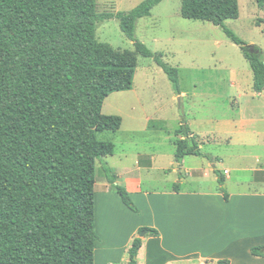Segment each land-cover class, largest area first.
I'll list each match as a JSON object with an SVG mask.
<instances>
[{
	"label": "trees",
	"instance_id": "trees-1",
	"mask_svg": "<svg viewBox=\"0 0 264 264\" xmlns=\"http://www.w3.org/2000/svg\"><path fill=\"white\" fill-rule=\"evenodd\" d=\"M164 0H145L130 12L100 14L97 0H0V264H95L98 163L124 204L140 211L104 162L115 154L105 132H119L120 116H106L109 95L133 90L139 56L164 71L177 96L178 69L135 37L138 22ZM264 9V0H258ZM184 19L220 26L241 49L264 92V58L225 23L240 18L239 0H183ZM117 19L135 51L115 50L97 39L100 23ZM176 160L207 158L186 120ZM223 185V175L216 171ZM128 250L138 264L140 234ZM264 257V248L252 251ZM216 264H230L218 261Z\"/></svg>",
	"mask_w": 264,
	"mask_h": 264
},
{
	"label": "rangeland",
	"instance_id": "rangeland-1",
	"mask_svg": "<svg viewBox=\"0 0 264 264\" xmlns=\"http://www.w3.org/2000/svg\"><path fill=\"white\" fill-rule=\"evenodd\" d=\"M97 1L100 14H118L132 11L145 0ZM182 3L164 0L150 17L138 22L135 32L137 41L163 54L164 61L178 69L181 95L177 96L153 59L139 56L133 90L109 95L103 107L104 115L123 118L122 129L105 132L100 139L115 146V154L106 157L113 173L131 174L148 190L179 184L182 178L189 180L187 168L191 166L203 169L205 179L190 189L217 186L216 176L210 172L216 166L224 178L231 179L229 190H236L250 181L252 169H264V97L258 98L253 91L254 75L242 49L220 26L184 19ZM239 3L240 18L226 21L225 26L247 46L256 45L264 58V9L259 8L258 0ZM97 39L115 50L135 51L117 19L100 23ZM183 120L199 136L197 141L207 158L186 157L182 173L171 176L168 172L177 166V144L185 139ZM151 155L157 159L158 172L146 170ZM101 181H106V173L99 162L96 190Z\"/></svg>",
	"mask_w": 264,
	"mask_h": 264
},
{
	"label": "crops",
	"instance_id": "crops-1",
	"mask_svg": "<svg viewBox=\"0 0 264 264\" xmlns=\"http://www.w3.org/2000/svg\"><path fill=\"white\" fill-rule=\"evenodd\" d=\"M256 96L263 98L264 92ZM148 157L152 159L146 170L158 172L157 159L154 155ZM185 158L180 163L176 160L175 171L168 172L169 175L182 173ZM104 161L110 166L107 158ZM138 166L142 171L145 169ZM215 167L210 172L216 176L218 185L207 190L190 189V185L205 179L200 167L187 168L191 180L182 178L179 184L171 185L175 183L172 182L166 188L152 190L144 188L140 179L134 180L131 174H115L116 185L127 190L140 214L124 204L107 179L101 181V188L95 189L100 238L95 248V264H128L130 245L143 228L157 231L159 236L143 238L138 264H216L224 260L230 264H264V257L252 253L264 248V169H252L250 181L236 190L230 191L231 179L224 178L229 194L226 201ZM224 174L229 175V171ZM122 177L128 178L121 181Z\"/></svg>",
	"mask_w": 264,
	"mask_h": 264
},
{
	"label": "water",
	"instance_id": "water-1",
	"mask_svg": "<svg viewBox=\"0 0 264 264\" xmlns=\"http://www.w3.org/2000/svg\"><path fill=\"white\" fill-rule=\"evenodd\" d=\"M247 50L250 52V53H254L257 49V46L256 45H249L246 47ZM179 102L181 103L182 102V98L179 99ZM147 236V233H142L140 234V238H145Z\"/></svg>",
	"mask_w": 264,
	"mask_h": 264
},
{
	"label": "built area",
	"instance_id": "built-area-1",
	"mask_svg": "<svg viewBox=\"0 0 264 264\" xmlns=\"http://www.w3.org/2000/svg\"><path fill=\"white\" fill-rule=\"evenodd\" d=\"M227 174V173H226Z\"/></svg>",
	"mask_w": 264,
	"mask_h": 264
}]
</instances>
